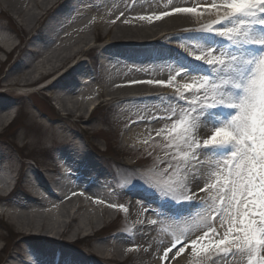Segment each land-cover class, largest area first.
<instances>
[{"label": "bare ground", "instance_id": "obj_1", "mask_svg": "<svg viewBox=\"0 0 264 264\" xmlns=\"http://www.w3.org/2000/svg\"><path fill=\"white\" fill-rule=\"evenodd\" d=\"M219 2L103 0L98 4L96 0H0L2 9L22 20L23 28L29 32L28 42L34 44L39 41L38 46H26L28 53L15 58L11 67L18 62L20 67H26L6 78V86H31L62 70L56 78L42 84L39 91L45 93L51 87L56 88L52 98L65 116H75L78 122H89V113L96 109V105L110 106L117 112L112 122L125 127L122 145L141 148L152 138L160 137L163 134L161 129L165 130L168 126L154 119L163 116L160 106L172 107L175 101L181 102L176 99L181 95L185 100L203 95L185 92L181 87L185 84L198 86L205 78L200 75L201 67L211 73V68L204 66L203 61H194L192 57L201 55L204 60H210L229 47L221 37L212 33L202 35L203 31L196 29L209 24L214 26L213 32L226 30L225 25L216 24L219 8L214 9V5ZM95 9L96 13L92 14ZM181 9H194L195 14L167 15L170 11ZM141 16L165 18L159 21L137 19ZM2 29L0 27V32L4 31ZM70 38L75 39L64 45ZM97 38L107 41L101 47V80L97 78L92 83L91 71L88 67L78 69L80 60L77 58ZM7 42L0 38V51L10 53L15 50L16 46ZM135 43L145 47L142 52L124 53V48ZM261 51L264 49L251 48L246 53L252 56ZM208 52H211V58L206 55ZM70 62L73 63L67 67ZM214 75L211 77L214 78ZM159 83H168L169 87L153 86ZM152 99L161 103L152 104ZM222 114V119L226 121L235 113L220 110L217 115ZM15 115L11 104L0 103V129L9 125ZM47 126L59 139L53 141L54 144L68 141V137L55 131V126ZM213 131L201 119L195 138L202 143L211 137ZM79 149L78 146L65 148L56 156L65 171L60 180L48 174L57 167L56 163L42 172L32 166L27 169L29 177L33 175L32 182L28 183L31 195L13 199L6 209L8 220L20 232L17 238L21 243V251L11 259L10 264H117L127 261L136 251L132 253V248L124 245L119 237L97 240L86 253L69 246L75 240L94 239L106 218L118 212L112 206L117 195L114 196L104 176L97 174L100 167L94 160H86ZM197 153L199 159L194 158L188 169L191 187L187 206L173 209L155 195L136 190L119 194L129 207L133 225L136 226L133 243L137 248V264H217L218 258L210 246L207 256L200 251L205 247L203 244L195 252L187 247L205 235L214 223L210 217L214 215L211 199L215 193L211 190L201 192V189L213 182L214 174L221 166L217 153L204 149H197ZM9 169L8 165L0 166V181L8 186L7 190L0 188L1 195L8 194L18 174L17 170ZM190 216L207 219L208 229L201 230L189 220ZM170 249L176 250L175 256ZM166 251L169 252L167 260L164 258ZM179 251H183L184 255L180 256ZM220 264L227 262L220 259ZM232 264H238V261L233 259Z\"/></svg>", "mask_w": 264, "mask_h": 264}, {"label": "rangeland", "instance_id": "obj_2", "mask_svg": "<svg viewBox=\"0 0 264 264\" xmlns=\"http://www.w3.org/2000/svg\"><path fill=\"white\" fill-rule=\"evenodd\" d=\"M88 1L91 2V0ZM96 2L101 4L103 0H96ZM69 9H71V6ZM96 11L97 9L92 14L96 13ZM22 24V20L17 18L16 15L0 7V27L4 30L0 32V38L1 40L6 39L8 41L7 44L16 46L12 53L0 51V103L2 105L5 103L11 104L13 112L17 114L13 123L0 129V166L8 165L10 166V171L17 170L18 173L16 176L18 181L14 183V180H16L14 178L12 183V186H14L12 192L0 194V213H7L8 204L13 199L23 197L26 194L31 195L24 179L29 167L32 166L40 172L46 171L52 167L51 164L56 163V156L61 154L63 149L78 146L80 153L86 160H94L100 167L99 170L106 177L105 180L111 190L114 191V196L117 195L112 206L118 208L119 212L114 215L115 217L106 218L105 223L99 226V229H104L94 239L91 241L81 240L69 246L86 253L97 240H114L119 237L124 245L127 244L132 248L133 242L136 240V226L133 225L129 207L125 205L119 194L126 193L129 190H136L155 195L159 201L173 209L187 206L190 200L189 189L191 187L188 169L195 157L190 156L187 162L179 161L174 153L179 151L182 156L189 155L187 149H171L173 154H169V144L165 137L169 136L172 124L179 123L181 119L195 120L198 116H202L204 110L197 105L195 106V111H192L190 110L193 108L192 105H181L182 102L180 101H175L172 107L165 108L160 106L159 111L163 113V116L172 117L169 120H161L168 125L162 131L163 134L160 137L152 138L151 141H148L141 148H126L121 141L123 133H125V127L112 122L116 118L117 112L110 106H99L91 113L89 122H78L77 117L65 116L58 108L59 104L52 98L56 88L51 87L45 93L39 91L42 84L56 78L57 74L61 73L62 70L58 71L56 75L47 76L46 81L43 80L31 86H6V78L8 79L26 67H20V62L11 67L15 58L18 55L28 53L25 51L26 46L33 48L39 45L38 40L34 44L28 42L29 32L23 28ZM209 26L208 24L196 29L203 30ZM201 34L204 35L206 32ZM74 39L66 40L64 45L72 43ZM106 41V39H94V42L86 47L84 53L79 56L80 58H77V60H80L78 69L88 67L91 71V75H93L92 83H95L94 80L97 78L101 80L103 68V51L101 47L104 46ZM128 46L124 48L126 49L124 53L137 54L145 48L141 43ZM5 56L8 57V61L3 63ZM72 63L70 62L66 66L68 67ZM201 68L200 75H204L205 78L203 80L208 79L209 86H211L213 77H211L209 72H205V67ZM150 103L161 102L160 100L152 99ZM222 116L223 114L219 115L221 118ZM85 119L89 118L86 117ZM49 124L55 126V131L59 134L61 133L68 137V141L60 145L59 143L54 144L53 141L59 139L53 136L54 130L48 128L47 125ZM57 125L61 127L57 128ZM22 139L30 143L26 144L24 143L26 141H22ZM50 144L52 146L49 147ZM173 160H177L178 163L172 165L170 172H165L164 168L168 167L169 162ZM177 168L179 171H177ZM48 174H53L54 178L57 176L55 172H48ZM177 182L183 186V195L179 201L167 199L161 194L160 186L167 183L169 187H173ZM11 187H9V190H11ZM0 188H6L7 190L8 186L0 181ZM189 220L195 225L197 224L203 231L208 229L207 219L199 220L190 216ZM19 235L20 232L8 220L6 215H0V264H10L16 252H20L21 243L17 238ZM136 252L137 248L133 256L128 258L127 261H119L117 264H137ZM237 261L238 264H246V257Z\"/></svg>", "mask_w": 264, "mask_h": 264}, {"label": "snow or ice", "instance_id": "obj_3", "mask_svg": "<svg viewBox=\"0 0 264 264\" xmlns=\"http://www.w3.org/2000/svg\"><path fill=\"white\" fill-rule=\"evenodd\" d=\"M217 7L216 24L225 25L226 30L213 32L214 26H209L202 31L221 37L229 47L218 52L215 58H211V52L206 53L210 60H204L201 55L193 56L194 61H203L204 66L211 68L210 75L215 74L211 86L208 79L198 86L181 85L185 92L203 95L195 100H185L183 95L176 98L185 105H192V111L198 105L204 110L203 114L195 120L181 119L172 124L165 139L169 154H173L171 149H187L189 155L174 153L179 161L187 162L190 156L199 159L197 149H204L217 153L221 164L213 182L201 189V192L215 193L211 199L214 215L210 217L214 223L205 235L187 247L195 252L203 244L205 247L200 251L207 256L210 246L218 258L217 264L220 259L232 264L233 259L245 257L246 264H264V51L252 56L246 53L251 48L264 49V0H220L214 9ZM193 14L194 9L167 13L168 16ZM164 18L141 16L137 19L159 21ZM153 86L168 88L169 84ZM220 110H231L235 114L225 121L217 115ZM171 118L156 116L154 119ZM201 119L214 129L211 137L202 143L195 138ZM214 120L219 123H213ZM177 163V160L170 161L164 171L170 172ZM160 191L167 199L179 201L183 186L179 182L173 187L165 183ZM169 251L176 255V250ZM179 255L183 256L184 252L179 251ZM168 257L166 251L165 260Z\"/></svg>", "mask_w": 264, "mask_h": 264}]
</instances>
